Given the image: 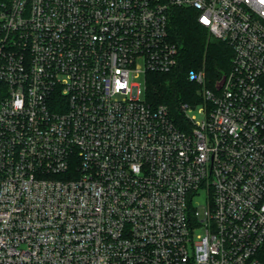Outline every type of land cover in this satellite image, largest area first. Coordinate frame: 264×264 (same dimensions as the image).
Wrapping results in <instances>:
<instances>
[{
    "label": "built area",
    "instance_id": "obj_1",
    "mask_svg": "<svg viewBox=\"0 0 264 264\" xmlns=\"http://www.w3.org/2000/svg\"><path fill=\"white\" fill-rule=\"evenodd\" d=\"M177 7L234 50L183 125ZM0 264H264V0L0 2Z\"/></svg>",
    "mask_w": 264,
    "mask_h": 264
},
{
    "label": "trees",
    "instance_id": "obj_2",
    "mask_svg": "<svg viewBox=\"0 0 264 264\" xmlns=\"http://www.w3.org/2000/svg\"><path fill=\"white\" fill-rule=\"evenodd\" d=\"M9 1V0H0ZM170 38L180 47V65L169 73L151 72L146 99L152 105L166 104L177 124L185 123L183 104L202 102L200 85L188 78L191 69L203 70L209 86L232 66L233 48L210 35L193 8L177 7L170 18Z\"/></svg>",
    "mask_w": 264,
    "mask_h": 264
},
{
    "label": "rangeland",
    "instance_id": "obj_3",
    "mask_svg": "<svg viewBox=\"0 0 264 264\" xmlns=\"http://www.w3.org/2000/svg\"><path fill=\"white\" fill-rule=\"evenodd\" d=\"M150 78V73H145L141 72L137 74L134 78V83L138 86L136 87V90L139 91L138 96L142 99L146 98V88H147V83L148 79ZM202 211L204 210L203 208L201 209Z\"/></svg>",
    "mask_w": 264,
    "mask_h": 264
}]
</instances>
